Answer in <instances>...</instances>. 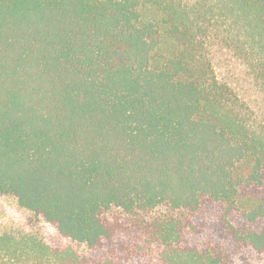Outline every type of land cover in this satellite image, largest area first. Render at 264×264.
<instances>
[{"label":"trees","instance_id":"16d2710c","mask_svg":"<svg viewBox=\"0 0 264 264\" xmlns=\"http://www.w3.org/2000/svg\"><path fill=\"white\" fill-rule=\"evenodd\" d=\"M219 20L264 89V0H0V195L47 227L1 233L0 264H264V136L214 73Z\"/></svg>","mask_w":264,"mask_h":264},{"label":"rangeland","instance_id":"374dc122","mask_svg":"<svg viewBox=\"0 0 264 264\" xmlns=\"http://www.w3.org/2000/svg\"><path fill=\"white\" fill-rule=\"evenodd\" d=\"M184 1L189 5L216 6L220 0ZM238 29L239 27L232 25V22L224 23V20H219L211 28L209 48L211 64L219 82L227 84L246 106L254 129L264 136V89L255 78L251 57L245 50L246 45L236 42L239 40ZM30 230L44 234L47 227L30 213L20 209L13 197L0 195V234L26 233Z\"/></svg>","mask_w":264,"mask_h":264}]
</instances>
